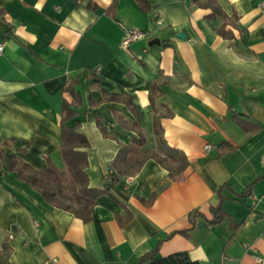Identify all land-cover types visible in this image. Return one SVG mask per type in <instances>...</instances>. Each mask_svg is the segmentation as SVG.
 Segmentation results:
<instances>
[{"label":"crops","instance_id":"1","mask_svg":"<svg viewBox=\"0 0 264 264\" xmlns=\"http://www.w3.org/2000/svg\"><path fill=\"white\" fill-rule=\"evenodd\" d=\"M260 2L0 0V150L35 169L66 168L60 149L69 102L90 143L91 187L105 186L107 168L140 130L142 149L158 150L156 117L168 147L187 159L174 178L148 158L99 196L84 221L47 202L0 156V264H147L140 259L152 251L186 252L201 264H260ZM128 28L149 34L124 46ZM220 203L226 217L213 223L211 208Z\"/></svg>","mask_w":264,"mask_h":264},{"label":"trees","instance_id":"2","mask_svg":"<svg viewBox=\"0 0 264 264\" xmlns=\"http://www.w3.org/2000/svg\"><path fill=\"white\" fill-rule=\"evenodd\" d=\"M193 1L199 2V0ZM220 33L225 36L229 35L224 28L220 29ZM78 114L79 111L73 105L64 102L62 113L63 142L60 150L66 168L61 169L50 163L44 169H35L15 155L5 153L3 150H0V156H7L9 168L16 171L21 180L38 189L47 202L73 212L84 221H90L93 218L99 196L114 190L115 184L121 176L136 174L148 158H156L174 178L179 177L187 164L186 156L182 152L172 150L166 144L159 118L156 117L154 128L158 140V150L151 152L142 149L146 140L140 130V137L134 138L129 145H122L114 160V173L108 174L106 172L105 174V186L103 188L91 187L87 173L89 160L85 150L90 143L87 136L79 131L81 121L76 118ZM160 150L169 153L163 155ZM109 176L111 179L108 178ZM221 203L211 208L214 214L213 223L220 222L226 217V212ZM196 214H198L197 210L191 211L190 218L193 219ZM146 261L147 264H201L199 261L191 260L186 252H177L168 257H156L155 251H152L140 259V262Z\"/></svg>","mask_w":264,"mask_h":264},{"label":"built area","instance_id":"3","mask_svg":"<svg viewBox=\"0 0 264 264\" xmlns=\"http://www.w3.org/2000/svg\"><path fill=\"white\" fill-rule=\"evenodd\" d=\"M260 5L264 9V0H261ZM148 34L149 33L146 30H143V29H139V28H128L125 31V35L123 37L122 44L124 46H128L131 42H134V41H136L138 39L146 38L148 36ZM3 48H4L3 47V44L0 43V51H3ZM210 148H212V144L211 143H207L204 146V149L205 150H208ZM114 171H115L114 168L112 166H109L107 168V171L106 172L108 174H111V173H114ZM108 178L111 179L110 176ZM130 182H131V177H127L126 180H125V188H128ZM254 198L256 199L257 197H254ZM255 259L257 260L258 263L264 264V259L261 256L256 255L255 256ZM52 264H62V263L57 258H53L52 259Z\"/></svg>","mask_w":264,"mask_h":264},{"label":"water","instance_id":"4","mask_svg":"<svg viewBox=\"0 0 264 264\" xmlns=\"http://www.w3.org/2000/svg\"><path fill=\"white\" fill-rule=\"evenodd\" d=\"M178 37H185V33L183 32V31H180L179 33H178ZM159 39L158 38H156V39H153L151 42H150V44L152 45V44H154V43H156V44H159Z\"/></svg>","mask_w":264,"mask_h":264}]
</instances>
